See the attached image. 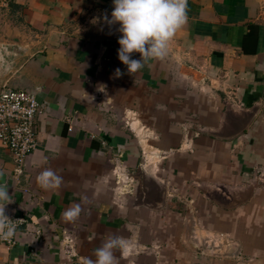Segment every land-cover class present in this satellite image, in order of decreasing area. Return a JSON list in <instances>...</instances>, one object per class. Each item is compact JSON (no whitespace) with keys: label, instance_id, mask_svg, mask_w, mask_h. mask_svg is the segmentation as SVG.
<instances>
[{"label":"crops","instance_id":"1","mask_svg":"<svg viewBox=\"0 0 264 264\" xmlns=\"http://www.w3.org/2000/svg\"><path fill=\"white\" fill-rule=\"evenodd\" d=\"M0 5L20 48L0 87L46 108L20 168L0 143L5 215L25 219L0 264H82L111 236L131 242L119 264H264V0H188L167 55L133 75L112 0ZM45 170L62 183L41 187Z\"/></svg>","mask_w":264,"mask_h":264},{"label":"clouds","instance_id":"2","mask_svg":"<svg viewBox=\"0 0 264 264\" xmlns=\"http://www.w3.org/2000/svg\"><path fill=\"white\" fill-rule=\"evenodd\" d=\"M111 18L104 20L109 25L119 23L117 29L122 35L118 39V59L127 67V73L135 74L141 70L149 59H163L167 55L169 42L178 30L188 22V0H112ZM139 53L140 59L131 58ZM116 77L124 73L114 70ZM41 187H58L62 178L52 170H45L37 176ZM87 201V198H85ZM12 202L7 185H0V238L10 239L15 234V225L5 215L4 206ZM83 208L74 205L64 212L67 221L77 219ZM119 250L125 258L131 254V242L119 236L109 237L95 249V259L86 257L82 264H119L115 256Z\"/></svg>","mask_w":264,"mask_h":264},{"label":"built area","instance_id":"3","mask_svg":"<svg viewBox=\"0 0 264 264\" xmlns=\"http://www.w3.org/2000/svg\"><path fill=\"white\" fill-rule=\"evenodd\" d=\"M46 108L34 92L16 89L10 86L0 87V143L11 154L18 168L38 147L36 122L43 117ZM15 232L25 219L11 217ZM0 242L11 245L15 234L10 239L0 238Z\"/></svg>","mask_w":264,"mask_h":264},{"label":"rangeland","instance_id":"4","mask_svg":"<svg viewBox=\"0 0 264 264\" xmlns=\"http://www.w3.org/2000/svg\"><path fill=\"white\" fill-rule=\"evenodd\" d=\"M10 9V6L0 5V59L9 58L10 54L15 53L20 48L16 42L18 37L17 28L14 26L13 18L8 13H4L1 10ZM87 25L84 23L81 25V32L86 28Z\"/></svg>","mask_w":264,"mask_h":264},{"label":"water","instance_id":"5","mask_svg":"<svg viewBox=\"0 0 264 264\" xmlns=\"http://www.w3.org/2000/svg\"><path fill=\"white\" fill-rule=\"evenodd\" d=\"M190 247L193 249V250H196V251H198V252H206V251H208V250H210V247H207V248H205L204 250H203V248H201L196 242H192L191 241V243H190Z\"/></svg>","mask_w":264,"mask_h":264}]
</instances>
